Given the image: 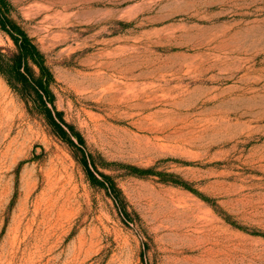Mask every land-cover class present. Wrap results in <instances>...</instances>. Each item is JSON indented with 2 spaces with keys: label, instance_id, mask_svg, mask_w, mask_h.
<instances>
[{
  "label": "rangeland",
  "instance_id": "374dc122",
  "mask_svg": "<svg viewBox=\"0 0 264 264\" xmlns=\"http://www.w3.org/2000/svg\"><path fill=\"white\" fill-rule=\"evenodd\" d=\"M10 2L129 214L0 74V264H264V0Z\"/></svg>",
  "mask_w": 264,
  "mask_h": 264
},
{
  "label": "trees",
  "instance_id": "16d2710c",
  "mask_svg": "<svg viewBox=\"0 0 264 264\" xmlns=\"http://www.w3.org/2000/svg\"><path fill=\"white\" fill-rule=\"evenodd\" d=\"M0 30L8 35L14 44L12 50H4L0 46V74L32 111L43 115L55 134L79 151L76 158L83 165L89 181L93 185L105 189L113 197L121 213L128 215L126 207L120 205L123 204L121 190L114 177L98 168L94 161V155L87 150L86 141L81 132L66 121L63 112L57 109L56 96L52 88L55 76L48 64L46 54L23 26L13 18L10 0H0ZM102 164L107 166L106 163ZM129 168L131 172L140 175L151 170L133 165H130ZM158 174L161 176L173 175L165 172ZM162 180L169 181L168 179ZM172 182L198 192L186 181L174 180Z\"/></svg>",
  "mask_w": 264,
  "mask_h": 264
},
{
  "label": "bare ground",
  "instance_id": "6f19581e",
  "mask_svg": "<svg viewBox=\"0 0 264 264\" xmlns=\"http://www.w3.org/2000/svg\"><path fill=\"white\" fill-rule=\"evenodd\" d=\"M2 102V101H1ZM3 103V102H2ZM1 110V109H0ZM3 112V111H2ZM7 116V115H6Z\"/></svg>",
  "mask_w": 264,
  "mask_h": 264
}]
</instances>
